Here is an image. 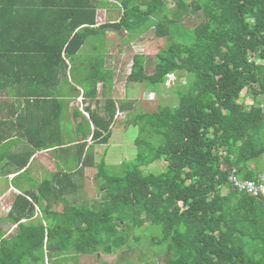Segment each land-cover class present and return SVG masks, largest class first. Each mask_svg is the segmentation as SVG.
I'll list each match as a JSON object with an SVG mask.
<instances>
[{
  "label": "trees",
  "instance_id": "trees-1",
  "mask_svg": "<svg viewBox=\"0 0 264 264\" xmlns=\"http://www.w3.org/2000/svg\"><path fill=\"white\" fill-rule=\"evenodd\" d=\"M112 1L120 18L95 28L98 4L92 0H0V57L45 52L74 62L90 37L125 30L137 41L153 29L172 40L152 56L150 72L144 55H134L128 81L157 94L167 75H184L173 88L175 105L128 115L126 125L138 130V151L119 163V173L105 162V149L92 177L99 201L76 198L87 191L75 181L92 149L83 152L84 141H72L66 148L73 149L70 163L40 183L39 191L13 194L4 218L15 227L5 237L0 229V264H119L127 251L137 262L151 256L158 264H264V201L228 182L233 169L240 180L264 178V0H178L172 9L167 0ZM41 6L56 7V13L40 36ZM194 15L199 22L184 26ZM51 27L55 34L48 36ZM92 51L87 53L95 57ZM99 64L98 54L89 72L107 81L95 75L109 73ZM125 101L106 97L104 115L91 111L85 118L89 128L94 125L93 143L108 144L116 110L128 108ZM157 160L165 163L163 171L143 173ZM55 201L62 207L51 206ZM35 204L40 216H34ZM155 225L160 235L141 241L136 230Z\"/></svg>",
  "mask_w": 264,
  "mask_h": 264
},
{
  "label": "crops",
  "instance_id": "crops-1",
  "mask_svg": "<svg viewBox=\"0 0 264 264\" xmlns=\"http://www.w3.org/2000/svg\"><path fill=\"white\" fill-rule=\"evenodd\" d=\"M92 1L98 4L93 27L100 28L105 23L118 21L121 12L113 4L114 1L107 0L106 3L102 0ZM40 9L37 34L41 36L43 33L40 32V28H43L45 23L54 21L56 7L41 6ZM46 32L48 36H51L55 34V29L54 27L46 28ZM111 32L114 33V30L95 35L94 39L90 37L85 43L86 47L91 46L96 49V53L100 54L99 69L107 71L108 68L109 73L105 76L104 72L100 71L97 74L95 71V75L101 78L107 77V81L97 79L89 72V67L96 66L98 55L95 57L92 54L88 55V49L81 50L74 62L63 55L61 60H56L53 54L45 52L26 55L5 54L0 57V195L4 191H9L12 192L11 198L13 199V194L23 192V190L30 189V191L37 192L40 183L54 177L59 171L57 167L61 165L65 167L66 162L70 163L73 149L66 150V148L71 147L72 141H84L86 145L83 152L88 146H92L87 155L86 166L81 170H75L77 172L75 181L80 189L83 183L87 187L86 184L92 181L96 171L95 165L108 146L106 158H109V148L116 146L111 140L114 135H121V130L127 126L128 115L134 111L136 101L134 95L137 90L136 86L139 85L127 79L133 58L127 63V71L123 70L121 73L120 65L123 63L119 56L121 40H112ZM141 38L137 42L143 43ZM34 42L44 43L41 39L34 40ZM82 58L84 61L81 60ZM88 63L93 65L89 66ZM120 80L124 82L125 93L118 97ZM1 83L8 85L2 87ZM139 93H141L140 87ZM106 97L115 101L125 99L128 108L116 110L108 144L98 145L93 143L97 140L92 137L93 123L90 122L89 128L84 120L89 118L91 111L104 115L102 107ZM116 106H118L117 103ZM66 131H69L68 135L70 134L67 140L65 139ZM55 144L59 146H54ZM107 164L110 163L107 162ZM45 173H48L49 178L44 177ZM69 173L72 172L69 171ZM15 181L16 184H14ZM67 184L71 186V183ZM85 186L83 188H86ZM65 197L68 201H72L70 194ZM76 198L79 202L82 199H91ZM52 203L51 206L56 209L62 207V201ZM4 204L6 208L0 212L5 211L6 213L0 216V221L4 224L9 222L13 230L15 225L4 218L10 210L11 202L6 201ZM37 204H35L34 216L39 212ZM261 212L264 213V205L261 207ZM262 223L261 235L264 237V221ZM0 229L4 237L12 232L11 229L3 231L1 225Z\"/></svg>",
  "mask_w": 264,
  "mask_h": 264
},
{
  "label": "rangeland",
  "instance_id": "rangeland-1",
  "mask_svg": "<svg viewBox=\"0 0 264 264\" xmlns=\"http://www.w3.org/2000/svg\"><path fill=\"white\" fill-rule=\"evenodd\" d=\"M167 1L169 4V8L172 9V7H174L175 2H177L178 0H167ZM180 1H182L183 3H186L189 0H180ZM200 19H201L200 16L194 15V16L186 17L183 23H184V26L191 27L197 24ZM129 33L131 32H126V31L121 32L119 30L118 32L117 31H114V33L111 32V35L113 36L112 40H117V41H119V39L121 40L120 46H119V56L121 59V63L123 62L120 65L121 73L123 70L124 72L127 71L128 61H130L134 57V55L138 53H142L143 55H146L144 56L143 62L148 67L147 72H149V70H151L150 64L153 63L152 56L161 47L167 45L172 40V38H169V37L164 38V37L155 36L154 30L151 29L149 31L144 32L141 35L142 36L141 40L144 42L140 43V42L135 41V39L130 38V36L133 35V33L132 34H129ZM177 40H178V37H176L175 41ZM86 48L89 51L93 52L92 51L93 48L91 46H87ZM96 55H98V53ZM132 63H133V60H132ZM167 82H168L167 84L168 86H165L164 84H162L161 86L158 87L157 91L158 93H160L159 95L158 93L155 94L152 89L146 88L145 86H141L139 83H137L140 86L139 85L136 86L137 90L135 91V95L131 93V95H134L136 97L135 110L132 113H135L140 110L144 111L145 109L153 110L155 107V104L156 105H175L178 102V98L176 94L173 92V88L175 86H178L180 83L184 82V75L174 73L173 75L169 77ZM123 84L124 82L120 80V83H119L120 87L118 88V92H117L118 97L122 96L125 93ZM139 87L141 88V93H139ZM142 93L143 95H141ZM149 93H152V95H149V97L150 96L153 97V100L145 98L147 94ZM249 101L251 102V100ZM121 121H122V118H121ZM68 133L69 131H66L65 133L66 140L67 138H70V134L68 135ZM137 133H138V130L136 127H134L133 125H127L124 130H121V135H118V136L114 135V138L111 140V142L113 143L115 142L116 146H111L109 148L110 149L109 158L108 159L106 158L105 162L106 163L108 162L114 166L113 170L111 169V171L114 174L119 173L121 171V167L119 166V163L125 162V161H131L136 157L138 147L135 145L134 140L137 137ZM157 140L159 139L157 138ZM164 165L165 163L163 161L157 160L153 164H151L149 168L145 167L143 170V173L146 174V173H149L150 171H153L155 173H160L161 171L164 170V167H163ZM57 169L59 168L57 167ZM47 176H48V173H45L44 177L46 178ZM47 178H49V176ZM0 183H1V180H0ZM14 184H16V181L14 182ZM86 185L87 187L84 185V183L82 184L83 187L84 186L86 187L84 189L87 190L86 193H84V196L91 198V199H96L97 201H99L100 198L102 197V193L96 190V184L93 182V180L90 183H87ZM1 194L2 195H0V205H1L0 210H4L6 208V205L4 203L6 201H8V203L12 201V198H11L12 192L4 191V193H1ZM80 194L83 195V191ZM52 204L53 203L51 202V205ZM4 213L6 212L4 211ZM4 213L0 212V216L3 215ZM36 214L40 216V212H37ZM6 223L7 224H4V223H1L0 221V225L3 226V231L5 232L11 229L10 223L9 222H6ZM148 223H149L148 221H144V226L148 225ZM136 232H138L139 235H141L140 236L141 241L145 240L148 243H150L151 237L153 236L158 237L160 235L161 229H160V226L155 225V226H151L146 231L136 230ZM116 254L119 256L120 255L119 251ZM135 255L136 254H134L133 252H131L130 254L127 251L124 257L127 260H123L119 262V264H158L151 256L147 257L143 261L137 262L135 259ZM75 257H77V259L80 257L78 261H81L82 259H84L82 255L75 254ZM87 257L88 256H86V258ZM115 261L117 262V259L114 260V263ZM101 262L102 261H97V264H101ZM70 264H79V263H77L74 260V262ZM88 264H94V263H92V261H88Z\"/></svg>",
  "mask_w": 264,
  "mask_h": 264
},
{
  "label": "built area",
  "instance_id": "built-area-1",
  "mask_svg": "<svg viewBox=\"0 0 264 264\" xmlns=\"http://www.w3.org/2000/svg\"><path fill=\"white\" fill-rule=\"evenodd\" d=\"M228 182L234 187L237 188L240 192L254 197L256 199H261L264 201V178L260 182H255L250 180H240L236 177L234 169L231 171V174L228 176Z\"/></svg>",
  "mask_w": 264,
  "mask_h": 264
},
{
  "label": "clouds",
  "instance_id": "clouds-1",
  "mask_svg": "<svg viewBox=\"0 0 264 264\" xmlns=\"http://www.w3.org/2000/svg\"><path fill=\"white\" fill-rule=\"evenodd\" d=\"M105 1H107V0H105ZM125 31V30H124ZM123 32V31H122ZM171 75H173V74H169V75H167V78L169 79V77L171 76ZM168 79H166V82L164 83V85L165 86H168L167 84H168ZM149 94H151L152 95V93H149Z\"/></svg>",
  "mask_w": 264,
  "mask_h": 264
}]
</instances>
